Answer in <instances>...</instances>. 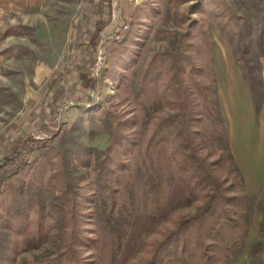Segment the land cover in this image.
<instances>
[{
	"label": "rangeland",
	"instance_id": "rangeland-1",
	"mask_svg": "<svg viewBox=\"0 0 264 264\" xmlns=\"http://www.w3.org/2000/svg\"><path fill=\"white\" fill-rule=\"evenodd\" d=\"M210 1L47 0L48 5L38 12L32 25L16 26V38L9 42L8 50L0 43V165L19 143L31 137L50 139V146L56 149L47 153L52 165L37 174L43 184L33 183L37 181L33 175L35 168L26 165L18 176L4 180L0 186V192L6 195L0 203V212L4 215L0 227L5 219L11 225L10 229L0 228V264H42L60 253L70 243L67 231L57 226L65 218L73 222L79 220L91 239L82 247L85 264H144L154 244L174 228L175 222L189 218L203 206L204 200L197 198L172 174L167 182L170 190L166 202L156 213L149 212L147 188L153 183L143 166L142 149L158 117L176 111L170 109L164 99L157 98L163 93L166 76L161 77L159 91L154 95L157 103L147 105L143 112L134 101V95L155 53L165 52L175 57L191 21L202 17L192 14L197 9L194 7ZM226 2L233 12L244 16L253 26L249 44L240 39L242 35L225 34L220 26L205 21L207 40L211 44L208 61L193 56L202 70L198 80L208 89H203L200 95L192 78H186L184 83L188 91L187 111L192 113L186 117L185 124L199 155L208 161L218 160L220 151L230 154L221 128L218 129L221 142H214V130L207 127L205 120L206 98L219 104L223 117L222 107L236 100L233 94L236 83L232 80L231 88L227 86V78L231 79L228 74L232 72L227 68L235 66L241 71L253 107V93L261 97L263 102L259 116L255 114L256 120L264 105V0ZM134 21L137 22L129 37ZM99 25H102V33L99 49L95 51L89 42ZM198 38L196 42L205 50L206 42ZM121 42L126 47H118ZM113 58L115 63L111 65ZM237 58L242 62L247 60L249 67L257 69L252 76L254 86L245 78L246 70L237 63ZM85 74L90 81L84 80L82 75ZM108 75L113 77L107 79ZM219 79L224 84L221 83L228 98L226 103ZM107 112L127 121L126 133L137 144L133 153L124 156L130 165L128 174L120 176V172L110 180L126 193V204L118 210L123 208L127 214L129 233L117 259L113 257L107 215L110 201L95 182V172L113 136L105 118ZM124 153L128 154L126 149ZM35 157V153L31 155L30 163L35 162ZM53 165L59 168L60 176L52 180L54 188H50L48 173H54ZM228 166L235 167L234 162L229 161ZM215 169L221 179L229 176L220 165ZM62 188L67 195L60 192ZM243 192L246 193L244 189ZM60 196L64 202L77 201L72 212H67L69 208L62 199L58 201ZM249 198L251 225L235 264H260L262 260L250 257L249 251L254 244L264 243L260 233L264 200ZM9 206L18 213L17 219L12 218V212L7 213Z\"/></svg>",
	"mask_w": 264,
	"mask_h": 264
},
{
	"label": "trees",
	"instance_id": "trees-1",
	"mask_svg": "<svg viewBox=\"0 0 264 264\" xmlns=\"http://www.w3.org/2000/svg\"><path fill=\"white\" fill-rule=\"evenodd\" d=\"M194 8L197 9L192 14H200L202 17L191 21L189 28L181 37L179 52L175 57L165 52L155 53L142 73L141 87L134 95V101L143 112L147 105L164 99L170 109L176 111L171 115L158 117L153 131L146 139L142 149L143 166L147 171L149 181L153 183L147 188L149 212L156 213L158 208L166 202L170 190L167 182L172 174H176L183 184L192 193H195L197 198L203 199L204 204L197 213L189 218H180L175 222L174 228L165 232L162 238L154 244L150 251V257L144 264H235L246 242L251 225L248 218L251 199L243 192L242 175L236 166L232 168L228 166V162L233 161L232 154L220 151L218 160L208 161L207 158L199 155L195 142L190 137V131L186 127L185 121L186 117L192 113L187 111L185 99L188 100V95H186L188 91L185 89L184 83L186 78H192L193 85L200 95L203 94V89H208L198 80L202 70L201 66L194 61L193 56H198L197 59L201 61H208L207 55H210L209 46L211 44L207 40L205 21H212L215 25L220 26L225 34H234L235 37L242 35L243 38L240 37V39L244 40L246 44H249V39L253 35V26L244 16L233 12L226 0H211L206 5L197 4ZM136 22L132 23L129 37L134 31ZM101 26L99 25L97 32L91 35L89 42L94 46L95 51L99 49ZM15 28L16 26L9 30L10 34H15ZM198 37L206 42L205 50V47H201V44L196 42ZM125 44L121 42L117 45L126 47ZM127 48L129 47L127 46ZM236 61L246 70L245 78L254 86L252 76L257 69L249 67V63L245 59L242 62L237 58ZM114 63L113 58L111 65ZM165 76L167 80L162 85L163 93L157 96L158 100L157 98L155 100L154 95L159 91V81L161 77ZM82 77L84 80H91L86 74ZM112 77L113 75H108L107 79ZM253 97L254 111L257 117L260 114L263 101L256 93H253ZM206 100V125L210 130H214L212 141L219 143L221 142L219 128H221L223 136L227 137L224 117L217 102L212 103L209 98ZM105 118L111 127L113 136L110 145L103 152V160L95 172L97 173L95 182L106 192L107 199L110 201L107 215L110 221L113 257L117 259L129 233L125 219L127 214L123 208L120 209V212L118 210L122 204H126V193L120 190L118 183L113 184L110 180L117 173L122 172L119 174L120 176L128 174L130 165L124 156L133 153L134 146L137 144L130 140L131 136L126 133L124 126L127 121L121 120L119 116L111 112H107ZM49 142L50 139L37 140L31 137V139L19 143L14 152L9 154L4 163L0 165V186L4 180L18 176L27 166L35 168L33 175L37 181H33V183L43 184L44 182L37 177V174L39 170L43 173L46 168L52 165L47 153L56 150L50 146ZM124 149L128 154L124 153ZM34 153L36 154L33 160L35 162L30 163L29 159ZM218 165L224 173L229 175L227 178L221 179L217 175L215 168ZM53 170L54 173H48L50 179L47 185L50 188H54L52 180L60 176L58 167ZM61 175L66 179L63 172ZM61 190L62 194L67 195L68 192L65 189ZM4 197H6L4 191H1L0 203L4 202ZM61 199L69 208L67 212H72L75 209L73 206H76V200L71 199L69 202H64L62 196L58 197V201L61 202ZM13 209L9 206L7 213L12 212V218L15 220L18 213ZM3 216L0 212V219H4ZM260 224V233L264 236V223ZM1 225L0 228L3 229L11 228L6 219ZM57 226L63 227L67 231L70 243H67L60 253L50 257L42 264H85L82 247L88 245L91 239L81 227L79 220L73 222L71 219L65 218L62 222L57 223ZM249 253L252 258L261 257L260 264H264V243L262 241L254 244Z\"/></svg>",
	"mask_w": 264,
	"mask_h": 264
},
{
	"label": "crops",
	"instance_id": "crops-1",
	"mask_svg": "<svg viewBox=\"0 0 264 264\" xmlns=\"http://www.w3.org/2000/svg\"><path fill=\"white\" fill-rule=\"evenodd\" d=\"M47 5V0H0L1 47L8 50L9 42L16 38L15 34H10L11 28L32 25L38 12ZM227 69L232 71L228 74L231 79L227 78V86L231 88L232 80L236 83L233 86L236 100L222 107L229 153L233 155L234 165L242 175L246 193L264 200V105L259 120H256L252 97L249 95L243 74L235 66ZM221 83L223 84V81L219 79L221 95L226 103L228 98L222 90L224 84ZM240 94L242 96H239Z\"/></svg>",
	"mask_w": 264,
	"mask_h": 264
}]
</instances>
